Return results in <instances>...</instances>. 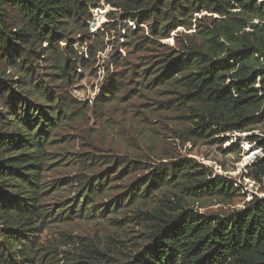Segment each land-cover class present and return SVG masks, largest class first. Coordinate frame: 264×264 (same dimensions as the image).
Masks as SVG:
<instances>
[{"label": "trees", "instance_id": "obj_1", "mask_svg": "<svg viewBox=\"0 0 264 264\" xmlns=\"http://www.w3.org/2000/svg\"><path fill=\"white\" fill-rule=\"evenodd\" d=\"M99 1L0 0V108L4 101L7 109L0 111V264L109 263L108 255L89 239L62 234L57 244L40 241L55 220L89 218L91 212L111 219L107 211L119 200L93 205L96 196L113 190L106 185L107 177L94 185L92 180L82 184L78 195L90 189L81 202L79 197L59 201L54 196L53 203L48 198L66 180H42L52 133L71 117V101L54 92L55 77L75 79L69 62L79 59V42L87 34L80 33L76 47L71 34L87 28ZM106 1L123 12L124 20L149 22L159 39L181 27L192 8L210 9L217 17L203 26L202 19L197 20L193 36H185L189 40L178 42V48L155 62L147 84L184 88V99L197 105L192 109L197 118L193 130L204 138L264 122V0ZM49 54L55 56L58 72L42 74L39 62L47 71ZM260 145L264 150V140ZM131 165L127 161L122 173L141 168L137 162ZM253 167L255 178L264 177V157L256 158ZM206 172L181 160L160 163L148 172L144 187H127L130 197L121 208L131 199H156L157 205L146 213L152 221L147 243L125 264H264V197L255 196L243 209L228 214L199 213L189 208L185 196L234 195L227 182L207 180ZM164 186L175 189V200L163 190L156 194V187ZM110 213L116 214L117 208ZM111 220L115 227L122 223ZM58 242L72 251L59 254Z\"/></svg>", "mask_w": 264, "mask_h": 264}, {"label": "rangeland", "instance_id": "obj_2", "mask_svg": "<svg viewBox=\"0 0 264 264\" xmlns=\"http://www.w3.org/2000/svg\"><path fill=\"white\" fill-rule=\"evenodd\" d=\"M92 14L87 28L71 34L74 47L82 39L81 34H87L79 42V59L69 62L75 79L66 82L59 75L55 77L54 92L71 101V117L52 133L49 141L53 142L47 146L50 161L42 180H66L57 192L51 193L50 202H55L54 196L59 201L79 197L81 202L90 189L84 188L85 192L78 195L82 184L92 180L94 185L108 177L106 185L113 186V190L110 195L96 196L93 205L119 198L106 216L122 223L115 227L111 219L97 218L91 212L89 218L55 220L40 234V241L57 244L62 234L89 239L108 255V264H125L147 243L152 221L146 213H151L157 200L134 203L131 199L125 208L121 205L130 197L127 187H144L148 172L157 164L181 160L207 171V180L225 181L231 186V198L185 196L189 208L199 213L228 214L243 209L255 196L264 197V177L258 179L253 174V162L264 157L260 145L264 122L247 130L222 131L204 138L193 130L197 118L192 109L197 105L184 99V88L168 83L147 84L156 69L155 62L178 48V42L189 40L185 36H193L197 20L202 19L203 26L211 16L217 17L210 9L192 8L187 21L181 27L174 22L172 27L176 29L165 39L151 33L149 22L137 25L124 20L123 12L106 0H100ZM48 56L50 69L44 70L46 64L39 62L42 68L38 71L42 74L58 72L55 56ZM111 84L118 89L113 91ZM1 106V113L6 112L4 101ZM127 161L133 165L137 162L141 168L131 174L122 173ZM116 173V178L110 179ZM157 188L156 194L160 195L162 190L171 197L176 192L170 186ZM114 207L117 213L111 214ZM58 244L59 254L72 251L71 247Z\"/></svg>", "mask_w": 264, "mask_h": 264}]
</instances>
